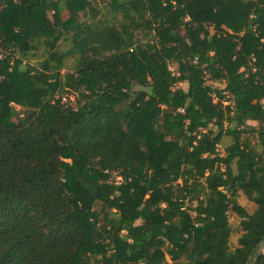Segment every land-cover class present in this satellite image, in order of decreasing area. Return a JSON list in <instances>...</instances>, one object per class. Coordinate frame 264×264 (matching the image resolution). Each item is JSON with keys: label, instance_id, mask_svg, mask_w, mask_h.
<instances>
[{"label": "trees", "instance_id": "16d2710c", "mask_svg": "<svg viewBox=\"0 0 264 264\" xmlns=\"http://www.w3.org/2000/svg\"><path fill=\"white\" fill-rule=\"evenodd\" d=\"M0 49V264H264V0H0Z\"/></svg>", "mask_w": 264, "mask_h": 264}, {"label": "rangeland", "instance_id": "374dc122", "mask_svg": "<svg viewBox=\"0 0 264 264\" xmlns=\"http://www.w3.org/2000/svg\"><path fill=\"white\" fill-rule=\"evenodd\" d=\"M100 6H101V4H100ZM62 17H63V19L67 18L66 11H64L62 13ZM140 37H141V35H140ZM68 45H69V43L67 41H64L61 43L60 49L64 51L68 48ZM29 62L35 63L34 57L30 58ZM74 62L75 61L73 58H67L65 60V68L62 72L64 73V72L72 71V69L74 67ZM170 69L173 71H176V66L171 64ZM212 85L214 88L223 89V84L214 83ZM177 87L182 88L183 90L187 89L186 84H179ZM134 89H140V88L135 86ZM62 100L65 102H68V101L74 102L75 99L73 96H71V94H64ZM225 104H228V103L226 102ZM248 124L250 126H255V127L257 126V123L252 122V121H248ZM250 139H251L252 143L255 142V140L253 138H250ZM226 144L227 143L225 141L222 144V146H225ZM219 152H222V150L219 149ZM236 200H237V203L247 211V213L252 214L253 211L255 210L254 203L248 201L247 198L241 192L237 193ZM97 208H98V204L94 205V209H97ZM228 223L232 229V233H231V236L229 239V247H230V250H234L237 247V242H238L239 237L242 235V231L240 229V219L235 213H233L232 211H229L228 212Z\"/></svg>", "mask_w": 264, "mask_h": 264}, {"label": "built area", "instance_id": "2783aa9c", "mask_svg": "<svg viewBox=\"0 0 264 264\" xmlns=\"http://www.w3.org/2000/svg\"><path fill=\"white\" fill-rule=\"evenodd\" d=\"M4 57H5V53L0 49V60L3 59ZM179 112L182 113L183 110L180 109ZM117 180H119V179H117Z\"/></svg>", "mask_w": 264, "mask_h": 264}, {"label": "water", "instance_id": "95a60500", "mask_svg": "<svg viewBox=\"0 0 264 264\" xmlns=\"http://www.w3.org/2000/svg\"><path fill=\"white\" fill-rule=\"evenodd\" d=\"M264 249V241H262L259 246H258V249H257V252H260Z\"/></svg>", "mask_w": 264, "mask_h": 264}]
</instances>
